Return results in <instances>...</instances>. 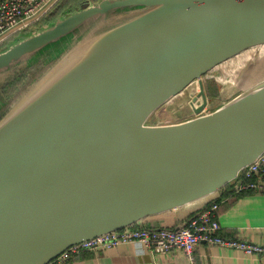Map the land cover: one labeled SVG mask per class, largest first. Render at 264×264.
<instances>
[{
  "label": "water",
  "instance_id": "obj_1",
  "mask_svg": "<svg viewBox=\"0 0 264 264\" xmlns=\"http://www.w3.org/2000/svg\"><path fill=\"white\" fill-rule=\"evenodd\" d=\"M87 1L0 51V84L43 67L0 120V264L222 193L264 155V79L221 104L202 81L264 46V0ZM194 82L182 121L148 124Z\"/></svg>",
  "mask_w": 264,
  "mask_h": 264
},
{
  "label": "built area",
  "instance_id": "obj_2",
  "mask_svg": "<svg viewBox=\"0 0 264 264\" xmlns=\"http://www.w3.org/2000/svg\"><path fill=\"white\" fill-rule=\"evenodd\" d=\"M60 0H0V48L11 38L39 23ZM235 194L264 193V155L244 169L232 182ZM220 204L213 201L189 218L179 229H145L131 226L72 245L49 264H67L72 256L95 249H110L122 244H136L158 253L182 251L195 264L194 251L201 242L243 251L249 256L264 255V247L240 238L221 235L218 219Z\"/></svg>",
  "mask_w": 264,
  "mask_h": 264
},
{
  "label": "crops",
  "instance_id": "obj_3",
  "mask_svg": "<svg viewBox=\"0 0 264 264\" xmlns=\"http://www.w3.org/2000/svg\"><path fill=\"white\" fill-rule=\"evenodd\" d=\"M233 191V190H231ZM234 192V191H233ZM224 191L185 207L150 217L138 226L145 229H179L191 216L213 201L220 204V233L264 247V193L234 195ZM220 199V200H219ZM219 200V201H218ZM195 264H264V255L249 256L241 250L201 242L194 251ZM67 264H191L182 251L158 253L136 244H122L110 249H95L72 256Z\"/></svg>",
  "mask_w": 264,
  "mask_h": 264
},
{
  "label": "rangeland",
  "instance_id": "obj_4",
  "mask_svg": "<svg viewBox=\"0 0 264 264\" xmlns=\"http://www.w3.org/2000/svg\"><path fill=\"white\" fill-rule=\"evenodd\" d=\"M98 1L100 0H95V2ZM87 3L88 1L86 0H79L78 9H81ZM53 9L48 14H50ZM57 18H61V16H58ZM40 24L41 23L39 22L30 27V29H28L27 31H24L10 39L8 43L3 45L0 51L9 46H12L20 38L37 32L43 27L49 25L44 24L41 25V27L39 26ZM249 61L251 64L248 67V71L245 72L246 75L249 74L245 78L247 80L243 79L242 82H237V79L240 80L242 77L246 76H240V74L242 72L241 70L246 67V64H248ZM42 68L43 67L40 64L32 66L30 68L28 67L22 72L16 74L14 77H9V80H5L0 84V120L7 114L10 104L33 80V78L36 77V75L42 70ZM262 79H264V46L258 49L246 50L236 57L229 59L228 61L222 63L211 72L203 76L202 81L204 85L205 95L207 96L208 101L210 103L213 102L221 104L223 103V101L232 99L243 90L253 86V84L255 85L256 82ZM200 90L201 89L199 83L194 82L184 93H182V95L174 98L173 100H170L167 106L153 114L149 119L148 124H172L177 123L178 121H182L185 118L186 111L191 108L190 102L196 95L200 93ZM197 102H203V99L200 95L198 96Z\"/></svg>",
  "mask_w": 264,
  "mask_h": 264
},
{
  "label": "trees",
  "instance_id": "obj_5",
  "mask_svg": "<svg viewBox=\"0 0 264 264\" xmlns=\"http://www.w3.org/2000/svg\"><path fill=\"white\" fill-rule=\"evenodd\" d=\"M79 1V0H78ZM78 1L77 0H61L53 9V11L47 15V17L45 16L41 21H40V25H44V24H52L55 19L58 16H67L68 14L75 12L78 9ZM87 1V0H86ZM77 4V5H76ZM81 5V4H80ZM55 11V12H54ZM54 12V13H53ZM42 27V26H41ZM12 39V38H11ZM8 43V41L6 42ZM5 43V44H6ZM3 47V46H2ZM1 47V48H2ZM0 48V49H1ZM233 184H230L229 186L226 187L225 192L228 191V193H234L233 191ZM237 195V194H234ZM239 196V195H237ZM220 200V199H219ZM218 200V201H219ZM192 217V216H191Z\"/></svg>",
  "mask_w": 264,
  "mask_h": 264
}]
</instances>
